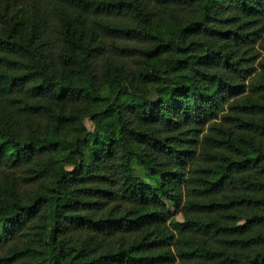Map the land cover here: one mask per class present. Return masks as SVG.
<instances>
[{
	"label": "trees",
	"instance_id": "obj_1",
	"mask_svg": "<svg viewBox=\"0 0 264 264\" xmlns=\"http://www.w3.org/2000/svg\"><path fill=\"white\" fill-rule=\"evenodd\" d=\"M32 5L25 40L0 12V264H264V0Z\"/></svg>",
	"mask_w": 264,
	"mask_h": 264
},
{
	"label": "rangeland",
	"instance_id": "obj_2",
	"mask_svg": "<svg viewBox=\"0 0 264 264\" xmlns=\"http://www.w3.org/2000/svg\"><path fill=\"white\" fill-rule=\"evenodd\" d=\"M32 0H0V12L4 14L10 24L15 22H23V25L18 31V38L23 40L27 39L30 35L32 26ZM86 124L92 127L89 120H86ZM9 176V172L0 171V180H3L5 176ZM165 207L170 211V216L167 217V221L172 220H182V215L180 213V208H175L168 199H163ZM157 210V209H155Z\"/></svg>",
	"mask_w": 264,
	"mask_h": 264
}]
</instances>
